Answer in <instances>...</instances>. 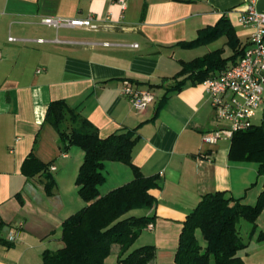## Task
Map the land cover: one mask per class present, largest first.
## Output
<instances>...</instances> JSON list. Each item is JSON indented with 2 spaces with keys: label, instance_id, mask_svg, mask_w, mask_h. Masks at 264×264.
Segmentation results:
<instances>
[{
  "label": "crops",
  "instance_id": "obj_1",
  "mask_svg": "<svg viewBox=\"0 0 264 264\" xmlns=\"http://www.w3.org/2000/svg\"><path fill=\"white\" fill-rule=\"evenodd\" d=\"M125 2L123 8L119 0H0V264H39L42 252L61 240L63 221L86 204L77 196L76 173L66 174L70 151L46 121L54 100H66L79 110L101 137L137 130L133 162L145 175L159 174L161 182L150 191L157 204L143 209L155 216L153 227L136 241L155 245V264H176L183 223L203 195L224 191L255 205L264 190L258 163L233 156L231 140L204 142L205 132L225 124L216 119L203 83L187 81L174 90L188 76L180 74L183 62L215 51L224 59L235 54L229 29L240 48L249 44L252 29L239 17L251 5L264 13V0ZM89 15L97 18L100 29H56L42 22ZM219 24L222 32L207 42L180 45ZM11 36L21 40L11 41ZM127 80L155 91L147 110L136 111L122 94ZM32 153L57 166L50 171L54 194L46 192L37 161L25 166ZM106 165L111 182L104 191L106 181L101 186L103 194L134 177L127 164ZM254 226L250 223L241 233L247 247L240 256L245 264H264V209ZM11 234L17 239L7 246L3 240L11 242Z\"/></svg>",
  "mask_w": 264,
  "mask_h": 264
},
{
  "label": "trees",
  "instance_id": "obj_2",
  "mask_svg": "<svg viewBox=\"0 0 264 264\" xmlns=\"http://www.w3.org/2000/svg\"><path fill=\"white\" fill-rule=\"evenodd\" d=\"M221 21L227 20L223 18ZM222 30L220 24L205 28L195 40L180 45L192 47L205 43ZM227 34L235 54L224 59L220 51H215L183 62L180 74L188 76L174 90H179L187 81L202 83L223 70L229 60L235 61L244 54L247 46L240 48L238 38L230 29ZM46 121L54 126L67 149L78 145L85 152L76 183L86 204L63 221L61 239L64 246L55 251L45 249L40 264H104L116 244L119 246V264H155V245L134 248L135 242L155 216L131 212L155 207L157 198L150 191L161 186L159 174L145 175L133 162L134 148L140 137L137 130L101 137L99 129L63 99L50 102ZM231 142L233 156L257 162L258 177L264 176V116L260 124L236 132ZM30 161H37L39 168L36 172L42 173L46 192L54 194L56 180L50 172L54 161L43 162L34 153L26 159L25 166ZM108 161L129 165L134 177L103 194L100 188L107 179L105 168ZM263 209L264 190L255 205L244 204L241 198L228 196L224 191L203 195L183 223L175 255L176 264H245L240 251L247 247V243L239 223L241 220L252 223L255 230L256 220ZM3 241L7 246L13 245V242Z\"/></svg>",
  "mask_w": 264,
  "mask_h": 264
},
{
  "label": "built area",
  "instance_id": "obj_3",
  "mask_svg": "<svg viewBox=\"0 0 264 264\" xmlns=\"http://www.w3.org/2000/svg\"><path fill=\"white\" fill-rule=\"evenodd\" d=\"M119 1L125 8V0ZM42 22L56 29L62 27L100 29V24L93 15L76 18L46 17ZM239 22L252 29L244 54L238 62L202 82L215 110L216 119L225 124L203 134V140L208 144L232 140L236 132L253 126V119L262 109L264 102V13L259 12L255 5H251L239 17ZM9 39L21 40L12 36ZM38 41L45 40L41 38ZM122 94L130 99L138 112L147 110L156 98L153 89L134 86L128 80L122 88ZM63 155L67 156V152L63 151ZM56 169L55 164L50 166V170ZM21 226L22 223L19 224V227ZM148 226L152 228L153 223ZM8 239L14 242L17 238L11 234Z\"/></svg>",
  "mask_w": 264,
  "mask_h": 264
},
{
  "label": "rangeland",
  "instance_id": "obj_4",
  "mask_svg": "<svg viewBox=\"0 0 264 264\" xmlns=\"http://www.w3.org/2000/svg\"><path fill=\"white\" fill-rule=\"evenodd\" d=\"M68 32H70V34H72V31H68ZM263 116H264V112L262 110H260L258 115L253 119L254 124H260L262 122V120H263ZM69 151H70V158L68 159L69 165H68V167H66V168H68V169H66L67 170L66 174L70 175V177H72V175H74L76 173L77 176H78V169H79L78 166H79L80 161H82V159L84 158V151L78 145L71 146L69 148ZM109 171H111V170L109 169L108 165H106V168H105L106 175H107V172H109ZM76 174H75L74 179H75V184L77 185V183H76V179H77ZM110 182H111V177L108 178V180L106 179V183L104 184V187L102 189L103 191L105 190V188L110 186ZM66 183H67V181H66ZM77 192H78V190H77ZM77 196L79 197L80 195L77 193ZM79 200L82 201L81 196L79 197ZM79 209H81V208H78V210ZM144 212L145 211L143 209H136V210L132 211L131 213L132 214H136V215H143ZM249 225H250L249 222H247L245 220H241V222L239 223V228H240L242 234L245 232V229H244L245 226H249ZM61 236L62 235H60V237ZM198 237L202 240V235H201L200 232H198ZM63 246H64V242L61 239V240L55 241L49 247H51V249H53L52 251H55V250H57V249H59V248H61ZM138 246H139V243L135 242L134 248H136ZM118 248H119V246L117 244L114 245V248H113L111 254L105 259V263L104 264H119L118 263Z\"/></svg>",
  "mask_w": 264,
  "mask_h": 264
}]
</instances>
